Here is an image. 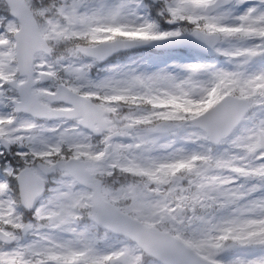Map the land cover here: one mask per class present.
I'll list each match as a JSON object with an SVG mask.
<instances>
[{"label": "snow or ice", "instance_id": "6c2138e0", "mask_svg": "<svg viewBox=\"0 0 264 264\" xmlns=\"http://www.w3.org/2000/svg\"><path fill=\"white\" fill-rule=\"evenodd\" d=\"M0 264H264V0H0Z\"/></svg>", "mask_w": 264, "mask_h": 264}]
</instances>
